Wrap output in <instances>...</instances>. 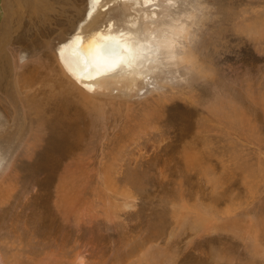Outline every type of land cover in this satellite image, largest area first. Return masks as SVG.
<instances>
[{
	"label": "rangeland",
	"instance_id": "374dc122",
	"mask_svg": "<svg viewBox=\"0 0 264 264\" xmlns=\"http://www.w3.org/2000/svg\"><path fill=\"white\" fill-rule=\"evenodd\" d=\"M155 2L152 20L137 16L139 37L154 38L152 74L128 97L90 94L58 63L63 40L90 23V0H0L5 264H18L15 228L38 217L33 202H55L69 179L77 213L90 215L77 244L92 264L102 252L103 264H259L264 205L223 220L233 206L243 213L245 173L264 181V0Z\"/></svg>",
	"mask_w": 264,
	"mask_h": 264
},
{
	"label": "bare ground",
	"instance_id": "6f19581e",
	"mask_svg": "<svg viewBox=\"0 0 264 264\" xmlns=\"http://www.w3.org/2000/svg\"><path fill=\"white\" fill-rule=\"evenodd\" d=\"M155 1L156 0H90L91 8H89L90 10H87L88 17H92L90 23L87 24V26L85 25L86 27L75 32L69 41L66 42V40H63L59 47V51H57L59 52V55L57 54V59L60 68L64 71L63 75L66 78L70 77L68 79L72 80L76 85L80 86L90 94H98L99 90V92H102L103 90L105 92L109 90L113 91L115 87H120L122 90L121 92H124V94L126 93L128 97L133 94L138 88V85L145 82L147 77L152 74L151 65H153L154 60L148 50L144 48L145 45H149L150 41L154 38L152 36L145 38L139 37L140 35H138V32L141 21L138 20L137 16L140 17L145 14L147 19L152 20V17H149V15H156L154 13L155 10H153V8L157 6ZM105 2L113 4L112 7L109 6L104 14L97 12L95 15V8L97 6L101 7ZM161 41L168 53L172 54L174 49L173 38L164 36L161 38ZM163 44L161 46H163ZM109 48L111 49L110 51L108 50ZM258 178L260 177L257 173L251 175L245 173V177L244 179L242 177V179L249 192L248 197L245 198L246 200H243L246 206L244 208H242L243 206L241 205L239 206V208L243 210V213H240L241 211L235 212L234 210L236 208L233 210L234 206L232 205L233 207L230 206L232 209L228 213L226 212V220H223V223L234 221L237 224V221L243 215L251 214L264 205L261 204L262 202L257 198L258 192L264 194V181L258 182ZM9 183L13 184L14 182ZM260 189H262V191H260ZM62 190L59 193L61 194V197H58V199L51 204L45 203L40 199L33 202V208L39 213L38 217L31 219L30 225L28 220L25 221L21 227L17 223L19 226H17L15 230L19 227L22 231V234H19V238L15 241L19 247H16L17 249L15 248V250H17L15 254H20L17 256L18 264H92L90 263L91 261H89L92 254L89 253L84 255L83 251L79 252L78 249L80 245L77 244L79 239L81 240V237H79L82 235L81 233L86 234L88 231L86 224L89 221L87 217L89 214L83 213L80 215L77 213V209L80 205L74 199V187L70 179L69 183H66ZM2 192L4 191L2 190ZM257 201H259V203L254 205ZM84 210L86 209L84 208ZM5 211V209H1L0 215L4 214ZM45 211H48V213L53 216L55 219L53 223L50 222L52 218L51 215H49V222H45L46 219H48H43L42 217L43 214H45ZM78 215H80L79 218ZM75 220H77L76 224L74 223ZM208 223L211 224L212 222ZM212 225H207V228L209 229ZM219 225L224 224L220 223ZM215 226H218V223ZM239 228L243 227L239 226ZM41 229H43V239L45 240V243L43 244V241L40 238H38V240L35 238L37 241L32 243V238L35 236L36 232ZM31 232L35 234H32ZM249 233H251V237L255 240L259 239L257 231L253 232V230H250ZM38 234L40 235V232ZM261 234L262 233H260V236ZM241 240L244 251H247V255L252 257L254 253L250 255L247 249L248 247H245V238L243 237ZM262 242L263 241H261L260 246L258 247L260 252L257 253L255 250L256 256H254L258 257V261H260L259 264H264V242ZM249 250L251 251V249ZM102 253L99 256V262L97 264H103L105 261V258L104 261L100 260L104 257ZM0 260L2 261V264H5L1 257ZM251 260L253 261V259ZM251 260L249 259L247 264H251Z\"/></svg>",
	"mask_w": 264,
	"mask_h": 264
},
{
	"label": "snow or ice",
	"instance_id": "6c2138e0",
	"mask_svg": "<svg viewBox=\"0 0 264 264\" xmlns=\"http://www.w3.org/2000/svg\"><path fill=\"white\" fill-rule=\"evenodd\" d=\"M108 50L110 51L111 49L109 48Z\"/></svg>",
	"mask_w": 264,
	"mask_h": 264
}]
</instances>
